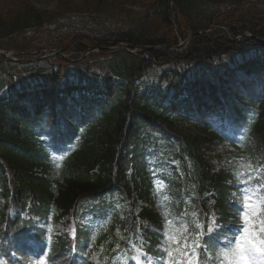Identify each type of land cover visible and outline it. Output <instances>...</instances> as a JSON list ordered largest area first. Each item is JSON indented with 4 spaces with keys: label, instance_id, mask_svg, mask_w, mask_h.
Listing matches in <instances>:
<instances>
[{
    "label": "trees",
    "instance_id": "obj_1",
    "mask_svg": "<svg viewBox=\"0 0 264 264\" xmlns=\"http://www.w3.org/2000/svg\"><path fill=\"white\" fill-rule=\"evenodd\" d=\"M39 0H0V38L16 36L21 44L20 48L27 52L40 47L65 48L67 45L76 51L85 50L86 47L111 48L119 43L131 48L157 47L170 48L175 44L173 28L170 24L168 0H57L52 9L37 8L33 2ZM179 11L181 26L195 33L208 26H223L229 28L234 34L236 31L251 32L254 36L264 40V0H172ZM32 37H27L28 34ZM184 36L183 33H180ZM23 36V37H21ZM15 39V38H14ZM12 39V43L14 42ZM261 46L259 42L250 43ZM17 45V44H16ZM16 45H14L16 48ZM3 46V45H1ZM247 44L228 43L223 38L210 35H196L189 49L172 60V54L162 50L149 49L146 53L130 55L126 52H117L110 55L107 67L102 69L91 68L95 56L67 64L60 58L54 57L48 61L33 64L12 65L0 64V99L9 96L18 86L33 88L31 81L59 77L64 79H78L88 76L89 79H106L110 74H117L132 85L130 91L122 87L117 92L114 106L103 109L100 121L96 128L91 129L90 138L83 141L82 149L72 154L62 168L66 187L58 191L56 206L66 211L86 195H96L112 184L113 159L124 142V135L129 128L127 120L130 118L134 128L150 125L153 121L160 122L159 131L174 143L175 158L182 161L191 158L194 168L192 177L199 190L200 198L205 208L209 197L204 191L212 189L217 197H212L216 205L214 208L224 220L229 206L224 204L226 198L225 184L226 164L233 159L232 153L222 148V142L217 141L213 135L197 125H188L184 122H173L158 114V108L148 110L143 101H135L128 106L131 94L149 91L155 95L157 85L154 81L145 82L142 87L135 88L137 77L149 69L158 82L169 78L178 79L179 82L195 71L210 74L217 73L225 64V60L234 56L244 55ZM13 47V45H12ZM18 47V46H17ZM258 48V47H257ZM19 49V47L17 48ZM264 50V48H258ZM256 65V62H252ZM68 65V67H64ZM72 65V66H71ZM160 65H167L171 73H162ZM263 66L264 64L261 63ZM14 68L16 69L15 71ZM74 68V72L70 70ZM159 68V69H158ZM8 69L11 73H8ZM13 71V72H12ZM172 72L174 75H172ZM27 75H29L27 77ZM77 76V77H76ZM51 77V78H49ZM171 78V79H172ZM98 82V81H97ZM108 81L103 82L107 84ZM180 85L177 84L176 88ZM174 87V86H172ZM191 89L183 87L182 91ZM180 92V91H179ZM182 93V92H180ZM214 97H194L185 106L188 114H213L220 111L227 115L229 108L223 109ZM143 104H146L144 106ZM260 114L264 123V104ZM136 112L144 115L138 117ZM17 117L20 112L13 109H0V118ZM13 118L0 122V236H8L11 232L6 225L8 212L13 205L25 201L30 191L37 196L48 195L50 184L42 176H34V168H44L43 159L37 154L34 147L28 143L25 135L16 131L13 124L5 125ZM256 126L251 131L247 154L252 162L264 160V124ZM130 124V125H131ZM16 125L18 126L19 123ZM134 135V134H133ZM130 140H134L133 137ZM151 135L143 137V147L156 146ZM138 139L137 147L138 148ZM154 148V147H153ZM173 154V153H172ZM139 163H135V166ZM98 169L94 171V168ZM219 166V169H216ZM94 172L91 174V170ZM125 170H118L120 177ZM13 183L14 200L10 195L8 184ZM123 194L129 197L134 194L141 201L148 202L145 197L146 183L139 174L138 180L132 183L124 182ZM45 191V192H44ZM40 205H33L32 210L43 214L46 203L51 196ZM46 197V196H45ZM141 217L153 223L157 222L156 215L151 207L143 209ZM57 250L58 247L56 246Z\"/></svg>",
    "mask_w": 264,
    "mask_h": 264
},
{
    "label": "snow or ice",
    "instance_id": "obj_2",
    "mask_svg": "<svg viewBox=\"0 0 264 264\" xmlns=\"http://www.w3.org/2000/svg\"><path fill=\"white\" fill-rule=\"evenodd\" d=\"M247 167V178L241 181L245 185L242 202L238 205L237 219L240 224L231 238L225 237L227 243L221 246L224 250L216 258L219 264H264V180H261V168L253 169L251 162ZM211 240L212 236H209V240L201 246L196 240L189 244L187 237L183 242L175 238L172 243L177 247H169L168 259L163 264H207L211 259L207 253L214 247ZM197 248L201 251L197 252Z\"/></svg>",
    "mask_w": 264,
    "mask_h": 264
},
{
    "label": "rangeland",
    "instance_id": "obj_3",
    "mask_svg": "<svg viewBox=\"0 0 264 264\" xmlns=\"http://www.w3.org/2000/svg\"><path fill=\"white\" fill-rule=\"evenodd\" d=\"M54 5H55V0H41V7L43 8L52 7ZM154 184L158 191H161L164 188V184L158 183V180L156 178H155Z\"/></svg>",
    "mask_w": 264,
    "mask_h": 264
}]
</instances>
